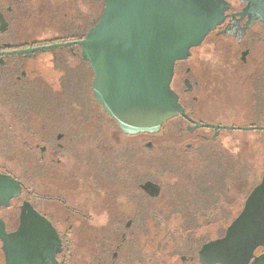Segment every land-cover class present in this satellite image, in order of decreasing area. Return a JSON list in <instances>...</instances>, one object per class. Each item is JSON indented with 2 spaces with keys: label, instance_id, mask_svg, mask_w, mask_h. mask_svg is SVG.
I'll use <instances>...</instances> for the list:
<instances>
[{
  "label": "flooded vegetation",
  "instance_id": "1",
  "mask_svg": "<svg viewBox=\"0 0 264 264\" xmlns=\"http://www.w3.org/2000/svg\"><path fill=\"white\" fill-rule=\"evenodd\" d=\"M222 1V23L174 65L170 87L184 116L168 121L156 134L171 137L160 143L165 154L158 165L176 174L178 168H194L188 174L194 179L166 190L143 168H130L129 148L121 158L114 156L103 125L124 134L93 96L82 100L81 84L67 85V70L70 81L82 70L81 48L44 50L85 39L103 13L104 0H0V264H199L201 247L224 237L245 201L238 202L233 218L231 212L222 213L218 219L229 223L213 239L206 238L211 203L206 181L197 178L206 179V168H232L207 154L210 147L223 146L224 133L248 128L264 132V125H254L264 123V0ZM84 3L93 13L101 10L85 26ZM66 54L79 68L68 66ZM256 58L261 60L255 68L247 69ZM50 66L58 74L52 82L46 75ZM238 81L250 82L252 93L245 126L224 117L225 101L216 107L210 100L221 96L226 82L240 92L244 86ZM142 135L155 136H137ZM145 143L140 155L146 164L145 152L152 145ZM169 155L173 162L181 159L171 165ZM193 156L200 158L197 166L189 165ZM148 182L158 187L156 197L142 189ZM158 222L159 227L165 222L164 230H150V223ZM161 232L173 238L168 243L172 250L158 257L163 249L157 243L158 252L150 256L148 240L154 242ZM262 257L264 247H258L248 264H264Z\"/></svg>",
  "mask_w": 264,
  "mask_h": 264
},
{
  "label": "water",
  "instance_id": "2",
  "mask_svg": "<svg viewBox=\"0 0 264 264\" xmlns=\"http://www.w3.org/2000/svg\"><path fill=\"white\" fill-rule=\"evenodd\" d=\"M104 5L85 39L44 50L78 45L94 74L91 94L105 114L126 136L156 135L165 123L184 116L170 87L174 65L222 23L223 1L104 0ZM142 189L158 195L150 182ZM258 247H264V175L224 237L201 247L198 263L248 264Z\"/></svg>",
  "mask_w": 264,
  "mask_h": 264
},
{
  "label": "rangeland",
  "instance_id": "3",
  "mask_svg": "<svg viewBox=\"0 0 264 264\" xmlns=\"http://www.w3.org/2000/svg\"><path fill=\"white\" fill-rule=\"evenodd\" d=\"M91 12L90 9H86L85 3L83 5V25H86V22H89L91 20V17H96L97 15L101 14V10H99L97 13ZM87 30V28H84V32ZM76 48L72 47L71 51H75ZM69 49H66L65 51H68ZM61 51H64L61 50ZM67 64L69 67L76 69L79 68L80 64L76 62L75 59L71 58L69 55L66 54ZM261 60V58H256V60H252L248 65L247 69L253 70L255 68V65ZM256 63V64H255ZM246 75L250 74L249 71L245 72ZM46 75L50 78L51 82L53 81L54 77L57 74V72L54 71V68L50 66L47 71ZM92 80V76H91ZM90 80V82H91ZM239 85L244 86L240 92L236 91L234 88L230 89L228 82H226V86L222 88L221 96L219 94H216V96L211 95L210 100L215 102L214 106H220L223 101L226 103V109H225V115L227 119H233V123H236L238 125L245 126V124H248L249 122V107L251 104V90L249 88L250 82L246 81H238ZM206 85H208L207 77H206ZM89 98V97H88ZM206 99H208V94H206ZM92 100V99H91ZM90 100V101H91ZM238 109H241L242 114H244V117L239 115ZM257 128L262 127L264 125L263 122H257L254 124ZM102 128V126H101ZM103 136L104 139L107 140V142L111 145L109 147L113 148L114 156H119L120 158L123 156V153H126L129 148L130 153V168H143V170L146 172V176L148 178H152L153 180L162 181V183L165 185V189L168 190L173 185H179L178 182H185V180L188 179V174L192 172V169L194 168H178L181 169L179 173H175L176 171H173L174 169L171 168H164L158 165V158L163 154L164 152H161V149L159 148L160 143L163 142H169L171 137H162V136H124L122 135L118 130L115 128L103 125ZM222 142L223 146L219 147H210L208 149L207 154H210L217 158L218 161L221 162V164L226 166H231L234 168V172L231 176V178L228 180L226 186L229 189L226 196H212L210 199L211 203V211H209L212 214L211 218V224L208 226L206 224V232H209V234H206V238L213 239L216 237L217 231L222 230L226 227V225L229 222L220 221V218L222 216V213L225 212H231L232 218L233 214L237 213L240 209V205L238 204L239 201L244 203L246 197L248 196L249 192L252 190V188L260 181V177L264 171V168H261V162L263 161L264 166V132L262 131H229L224 133ZM150 143L152 147L147 149V152H145V157H147L146 164L141 160V157L143 153V150H141V146ZM165 151V150H164ZM237 151L241 152V158L237 157L238 153ZM165 152H168L167 150ZM169 157V164L173 165L178 162V160L181 159L175 158V161L173 162L170 155ZM202 157V156H201ZM263 157V160L260 158ZM199 157H191L190 166H197L200 163ZM170 165V166H171ZM145 168V169H144ZM230 168V167H229ZM162 173V174H161ZM162 175V176H160ZM164 189V191H165ZM166 193V191H165ZM167 194H165L163 197L159 199V204H163L164 200L167 198ZM237 203V204H236ZM214 214V215H213ZM231 215H229L231 217ZM224 218V217H223ZM221 218V219H223ZM229 220V219H228ZM221 222V223H220ZM171 228H173L174 221L168 222ZM153 225L150 223L149 228L150 230L156 229V226L159 227L158 224ZM165 224V222H164ZM164 224L160 225L159 229L164 230ZM164 232H161L156 240L153 242H150L148 240L147 244V252L150 256L154 255V252H158L157 250V243H161L163 252H158V257H166V252L170 253L172 250L171 243L168 245L170 240L173 238L170 236H164ZM149 239V237H148ZM166 244V248L165 247ZM165 249V250H164ZM167 260V259H166ZM169 261V260H167Z\"/></svg>",
  "mask_w": 264,
  "mask_h": 264
},
{
  "label": "trees",
  "instance_id": "4",
  "mask_svg": "<svg viewBox=\"0 0 264 264\" xmlns=\"http://www.w3.org/2000/svg\"><path fill=\"white\" fill-rule=\"evenodd\" d=\"M68 69V68H67ZM91 70L89 68V65L83 61L82 64V70L80 73L77 74V76H72L69 72V69L67 70L66 77H67V85L76 83V86H79L81 84V96L83 101H90L92 99L91 94ZM75 78H77V81L75 82ZM80 82H79V80ZM75 85V84H74ZM74 88L72 89V91ZM71 91V88L68 87L67 92L69 93ZM71 93V92H70ZM89 97V98H88ZM234 172V168H206V179L203 176H199L197 179H199L201 182L204 180L206 181V196L208 195L207 199H211L212 196L216 195H223V193L227 192V182L231 178L232 174ZM204 173V171L200 172ZM194 179L192 176L188 175L187 180ZM232 179V178H231Z\"/></svg>",
  "mask_w": 264,
  "mask_h": 264
}]
</instances>
